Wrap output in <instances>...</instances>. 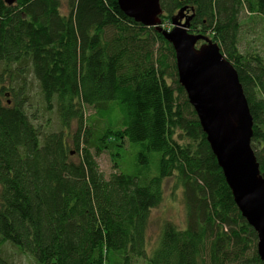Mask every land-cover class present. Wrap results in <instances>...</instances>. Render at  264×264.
Listing matches in <instances>:
<instances>
[{"label": "trees", "instance_id": "trees-1", "mask_svg": "<svg viewBox=\"0 0 264 264\" xmlns=\"http://www.w3.org/2000/svg\"><path fill=\"white\" fill-rule=\"evenodd\" d=\"M160 5L163 22L186 17L236 69L264 173V57L238 46L241 14L264 20V0ZM0 66L1 78L29 69L59 122L41 131L26 82L0 85V264H11L7 244L36 264H264L178 81L174 49L154 26L117 0H0ZM109 148L117 170L106 177L96 157ZM169 177L185 222L164 221L148 247L150 211Z\"/></svg>", "mask_w": 264, "mask_h": 264}, {"label": "water", "instance_id": "water-1", "mask_svg": "<svg viewBox=\"0 0 264 264\" xmlns=\"http://www.w3.org/2000/svg\"><path fill=\"white\" fill-rule=\"evenodd\" d=\"M117 4L125 15L142 25L154 26L171 43L178 81L197 114L236 206L257 234V253L264 262V173L251 146L253 120L236 69L216 42L190 33L188 19L182 22V15L172 18L171 29H163L160 0H117ZM200 39L207 44L196 49Z\"/></svg>", "mask_w": 264, "mask_h": 264}, {"label": "rangeland", "instance_id": "rangeland-1", "mask_svg": "<svg viewBox=\"0 0 264 264\" xmlns=\"http://www.w3.org/2000/svg\"><path fill=\"white\" fill-rule=\"evenodd\" d=\"M174 17L179 18V16L176 14ZM240 17L241 22L243 23L242 33L238 43L240 50L256 51L264 57V20L255 19L251 21L249 15L246 12H243ZM160 19V26L163 29L172 28V18L163 22V16L161 14ZM185 19L187 18H184V16H182L181 21L184 22ZM188 28L189 27L187 26V30ZM193 34H201L207 37V39L212 40V38L208 34ZM204 44H207V41L205 39H200L196 42L195 48L199 49ZM1 70L2 68L0 66V73ZM28 70L23 76L25 80H23L24 78L22 76H18V78H13L17 74L14 72H12L11 77L3 73L2 78L0 77V85L12 84L15 86L16 89L18 85L22 84V82H26V108L30 118L40 128L41 131L56 130L59 128L57 114L54 111H49L46 109L45 102L40 93L38 82L35 80L32 73ZM92 112L93 111L91 109H87L86 114L90 115ZM74 127V124H72L71 130H73ZM112 150L110 148L106 149L96 157V160L99 164V168L106 177H108L109 174L117 170L114 167V163L112 161ZM130 160L131 157H128L124 161L123 168L125 171H129L132 168ZM166 220L174 222L179 227H183L185 222V208L183 202L182 189L179 185H177L174 177H169L163 180L162 201L157 207L151 209L150 211L147 226L148 247H153L156 244V241L160 234L161 226ZM5 247L6 249L4 251V255L11 262V264H36L35 261L29 255L19 251L17 248L8 244Z\"/></svg>", "mask_w": 264, "mask_h": 264}]
</instances>
